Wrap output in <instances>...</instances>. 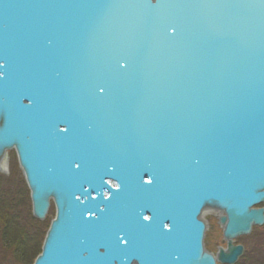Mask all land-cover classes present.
Segmentation results:
<instances>
[{
  "label": "water",
  "instance_id": "95a60500",
  "mask_svg": "<svg viewBox=\"0 0 264 264\" xmlns=\"http://www.w3.org/2000/svg\"><path fill=\"white\" fill-rule=\"evenodd\" d=\"M12 150L55 208L34 264H235L264 225V0H0L2 173Z\"/></svg>",
  "mask_w": 264,
  "mask_h": 264
},
{
  "label": "trees",
  "instance_id": "16d2710c",
  "mask_svg": "<svg viewBox=\"0 0 264 264\" xmlns=\"http://www.w3.org/2000/svg\"><path fill=\"white\" fill-rule=\"evenodd\" d=\"M18 164H13L10 177L0 175V264H34L50 223L34 218L30 191L25 179L19 177Z\"/></svg>",
  "mask_w": 264,
  "mask_h": 264
},
{
  "label": "rangeland",
  "instance_id": "374dc122",
  "mask_svg": "<svg viewBox=\"0 0 264 264\" xmlns=\"http://www.w3.org/2000/svg\"><path fill=\"white\" fill-rule=\"evenodd\" d=\"M16 161L18 164L15 151L14 150L9 151V169L6 172V174L0 171V175L7 178L10 177L11 168L13 164H16ZM18 169L20 171L19 177L24 178L20 167H18ZM260 207L264 208V204L261 205ZM218 217H219L218 212L211 210L206 211L203 216V219L207 224V231L205 234L204 245H205V249L208 252H212V253H217L219 248H223V249L227 248V242L223 237V230L219 224ZM54 218H55V208L52 206L47 215L46 220L49 223H51V221ZM235 243L236 245H243L245 247V253L243 257L239 259L237 264H247V262H250V258L252 257L251 256L252 254H254L253 255L254 258L258 256L259 259L263 260L264 259V226L254 227V230L249 236L237 238L235 240ZM255 250L258 251L257 254H255L254 252ZM0 254L4 256V253L1 248H0ZM11 260H12L11 258H8V260H6L7 263L2 262V264H11Z\"/></svg>",
  "mask_w": 264,
  "mask_h": 264
},
{
  "label": "flooded vegetation",
  "instance_id": "af4514ba",
  "mask_svg": "<svg viewBox=\"0 0 264 264\" xmlns=\"http://www.w3.org/2000/svg\"><path fill=\"white\" fill-rule=\"evenodd\" d=\"M263 226H264V225H263ZM263 226H260V227H263ZM253 230H254V228H253ZM253 230H252V231H253ZM251 233H252V232H251ZM249 235H250V234H249ZM249 235H247V236H249ZM242 237H244V236H242ZM239 238H240V237H239ZM234 244L236 245L235 242H234ZM240 246H243V245H240ZM243 248H244V253H245V247L243 246ZM219 249H220V248H219ZM219 249H218L217 253H212V252H210V253H212V254H214V255H217L218 252H219ZM254 252H255V254L258 253L257 250H255ZM244 253H243V255H244ZM243 255H242L241 257H243ZM253 255H254V254L251 255L252 257L250 258V262H247V264H264V259L261 260V259H259L258 256L254 258ZM241 257H240V258H241ZM240 258H239V259H240ZM239 259H238V261H239ZM238 261H237L235 264H237ZM217 264H221V263H217Z\"/></svg>",
  "mask_w": 264,
  "mask_h": 264
},
{
  "label": "bare ground",
  "instance_id": "6f19581e",
  "mask_svg": "<svg viewBox=\"0 0 264 264\" xmlns=\"http://www.w3.org/2000/svg\"><path fill=\"white\" fill-rule=\"evenodd\" d=\"M2 165H3L2 167H4V166L6 167V164L5 163H3ZM218 216H219V212H218Z\"/></svg>",
  "mask_w": 264,
  "mask_h": 264
},
{
  "label": "snow or ice",
  "instance_id": "6c2138e0",
  "mask_svg": "<svg viewBox=\"0 0 264 264\" xmlns=\"http://www.w3.org/2000/svg\"><path fill=\"white\" fill-rule=\"evenodd\" d=\"M145 219H147V217H145Z\"/></svg>",
  "mask_w": 264,
  "mask_h": 264
}]
</instances>
